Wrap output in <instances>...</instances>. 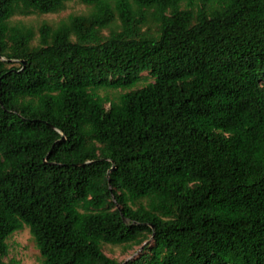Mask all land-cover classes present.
Instances as JSON below:
<instances>
[{"label": "trees", "instance_id": "obj_1", "mask_svg": "<svg viewBox=\"0 0 264 264\" xmlns=\"http://www.w3.org/2000/svg\"><path fill=\"white\" fill-rule=\"evenodd\" d=\"M68 1L0 0V264H264V0Z\"/></svg>", "mask_w": 264, "mask_h": 264}, {"label": "rangeland", "instance_id": "obj_2", "mask_svg": "<svg viewBox=\"0 0 264 264\" xmlns=\"http://www.w3.org/2000/svg\"><path fill=\"white\" fill-rule=\"evenodd\" d=\"M89 6L79 0H70L66 3L63 10L55 13L31 15L28 17H19L28 23L38 26L42 21H48L51 24L59 22L70 14H80L88 11ZM9 253L5 257L6 264H42V256L27 226L14 232L8 239ZM136 246L128 251L122 247L104 245L105 252L119 260L132 258L138 252Z\"/></svg>", "mask_w": 264, "mask_h": 264}]
</instances>
